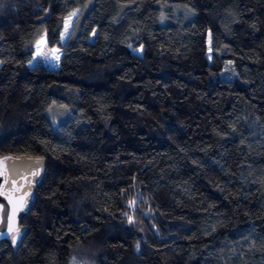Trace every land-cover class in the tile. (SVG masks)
<instances>
[{
    "label": "trees",
    "instance_id": "trees-1",
    "mask_svg": "<svg viewBox=\"0 0 264 264\" xmlns=\"http://www.w3.org/2000/svg\"><path fill=\"white\" fill-rule=\"evenodd\" d=\"M3 155L47 167L0 264H264V0H0Z\"/></svg>",
    "mask_w": 264,
    "mask_h": 264
},
{
    "label": "water",
    "instance_id": "water-1",
    "mask_svg": "<svg viewBox=\"0 0 264 264\" xmlns=\"http://www.w3.org/2000/svg\"><path fill=\"white\" fill-rule=\"evenodd\" d=\"M0 247L8 243L15 254L28 235L21 217L27 215L35 200V190L41 183L47 161L40 156H0ZM15 210V211H14ZM9 224L19 229L17 243L11 242Z\"/></svg>",
    "mask_w": 264,
    "mask_h": 264
},
{
    "label": "rangeland",
    "instance_id": "rangeland-1",
    "mask_svg": "<svg viewBox=\"0 0 264 264\" xmlns=\"http://www.w3.org/2000/svg\"><path fill=\"white\" fill-rule=\"evenodd\" d=\"M72 18L73 16H70L66 19L68 21V30H69ZM67 32L65 31V29L62 32L64 33V35L63 36L61 35L60 37L61 42L64 41ZM89 39L90 41H92L93 35H91ZM59 56H60V51L56 48L46 47L45 38L42 37L34 48V54L32 56V60H31V63L28 64V66L34 67L37 65H41L48 69H56L58 67ZM206 57H207V60L210 61L209 50H208ZM63 109L64 108H58V107L52 106L46 111V115L50 119L53 128H57L58 125L64 121L63 119L69 116V112L66 109L64 110ZM65 115L66 117H64ZM69 264H81V263L79 261H75L74 259H71Z\"/></svg>",
    "mask_w": 264,
    "mask_h": 264
},
{
    "label": "snow or ice",
    "instance_id": "snow-or-ice-1",
    "mask_svg": "<svg viewBox=\"0 0 264 264\" xmlns=\"http://www.w3.org/2000/svg\"><path fill=\"white\" fill-rule=\"evenodd\" d=\"M78 14V10L74 11L73 13H71V16H75ZM68 30V21H65V31L67 32ZM64 35V33H62V36ZM58 59V57H57ZM31 63V61L29 62ZM0 163H3L2 161H0ZM15 211V210H14ZM132 222V218L129 217V223ZM9 233H12L11 235V242L13 245H15L17 243V239H18V234H19V229L18 228H13L11 224H9V229H8ZM137 247H139V245H137Z\"/></svg>",
    "mask_w": 264,
    "mask_h": 264
}]
</instances>
